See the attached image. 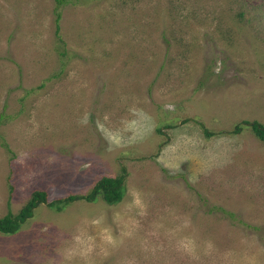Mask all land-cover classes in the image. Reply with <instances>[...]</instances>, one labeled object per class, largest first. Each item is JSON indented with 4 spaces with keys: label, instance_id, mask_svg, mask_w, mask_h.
<instances>
[{
    "label": "rangeland",
    "instance_id": "obj_1",
    "mask_svg": "<svg viewBox=\"0 0 264 264\" xmlns=\"http://www.w3.org/2000/svg\"><path fill=\"white\" fill-rule=\"evenodd\" d=\"M55 5L0 0V264H264V0Z\"/></svg>",
    "mask_w": 264,
    "mask_h": 264
},
{
    "label": "trees",
    "instance_id": "obj_2",
    "mask_svg": "<svg viewBox=\"0 0 264 264\" xmlns=\"http://www.w3.org/2000/svg\"><path fill=\"white\" fill-rule=\"evenodd\" d=\"M55 1V9H57L61 4H63L66 0H54ZM59 13H56L55 20L56 22L59 20ZM59 25H56V30L58 31ZM245 124H249L252 128L254 134L264 142V126L256 121L245 122ZM240 130V126H236L233 130L235 133ZM206 134L209 135V132ZM123 177H110L105 176L100 178L92 187L90 192L83 196L71 195L63 201H72L75 199L83 198L87 201H93L95 198L101 194L103 199L107 203H113L119 201L123 196ZM46 201V193L44 191H34L31 195L29 201L25 204V206L17 213L12 214L8 212L3 217L0 218V232L3 233H14L19 225L24 222L29 216L32 215L33 209L41 202ZM60 202V201H58Z\"/></svg>",
    "mask_w": 264,
    "mask_h": 264
}]
</instances>
